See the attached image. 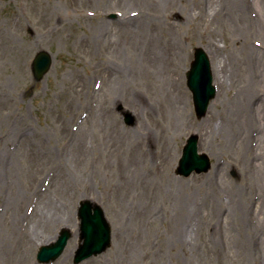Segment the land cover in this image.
Wrapping results in <instances>:
<instances>
[{"label":"rangeland","instance_id":"obj_1","mask_svg":"<svg viewBox=\"0 0 264 264\" xmlns=\"http://www.w3.org/2000/svg\"><path fill=\"white\" fill-rule=\"evenodd\" d=\"M263 9L257 0H0V264H39V248L67 225L73 239L51 264H74L84 200L104 209L112 244L81 264H264L263 250L260 257L236 252L245 236L255 246L262 232L244 233L233 215L231 252L218 228L234 210L228 195L236 189L259 210L250 169L263 156L244 152L235 132L205 134L218 92L200 119L186 78L202 47L221 69L214 83L225 101L215 105L214 123L227 124L247 63L264 65ZM41 51L52 64L37 81L32 61ZM162 53L173 59L162 62ZM230 69L235 76L224 89ZM255 77L264 95V74ZM175 95L179 125L170 107ZM146 132L153 146L141 139ZM249 132L257 149L261 131ZM193 134L213 166L177 175ZM140 150L149 155L138 165ZM10 205L18 213L14 235L3 218ZM181 220L189 230L179 242Z\"/></svg>","mask_w":264,"mask_h":264},{"label":"bare ground","instance_id":"obj_2","mask_svg":"<svg viewBox=\"0 0 264 264\" xmlns=\"http://www.w3.org/2000/svg\"><path fill=\"white\" fill-rule=\"evenodd\" d=\"M258 5L260 4L261 10L264 8L262 5V0H257ZM41 6V3L38 2V6ZM49 10V7L44 8V11ZM264 12V9H263ZM53 16H58L55 13H52ZM260 23V21H258ZM261 23L258 25V29L260 28ZM261 31L257 30L259 33ZM261 33V32H260ZM249 50H252V48H249ZM254 52V49L251 51ZM165 54L167 53H162V56L159 58L162 60V62H170L173 58L171 57H164ZM209 54V53H208ZM176 57V54L173 55ZM211 60L213 61L212 55H210ZM154 60H157L156 57H153ZM248 58H250V54L248 55ZM215 65V64H214ZM248 67H245L244 74H245V80L239 81V86H238V93L236 97L234 98V101L231 103V114L229 117V121L227 124L225 123H220V126H216L214 123V118L216 117V114L214 113L215 105H219L223 103L225 100V95L223 88L218 92L217 99L214 102L213 108L211 105V115L207 118V121L205 123V126L203 129H205V134L206 135H212L215 133V131H219L220 133H233L235 132L234 135V140L236 143L239 144L240 148L247 153L251 154H256L258 153V150H260L259 155H262L263 158H261V163L258 164V166H255L254 169H250L252 171V179L256 182V184L259 186V191H260V200H259V210H257L258 205L253 207L252 201L249 199V196L243 192L240 189H236L235 194H229L228 199L230 201V204L233 206L234 210L233 212H229L228 215H226L222 219V225H220L218 228L222 234H224L225 241H228V246L230 247V251L233 252L234 246L232 245V239L234 238V234L231 230V224H229V221H231L232 216L234 215L236 218H238L239 222L242 223V231L245 233L251 232L255 230V232H262V235L260 239H258V242H254L255 246H252L248 242V238L246 236L244 237L243 240V245L241 247L236 248V252H242L244 253L245 256H252L256 255V250L261 253L263 250L262 254V259L264 261V95H261L262 91L258 87H256V83L259 81L255 79V72L262 73L264 74V65L259 63H247ZM216 67V68H215ZM215 76L217 72H219L220 77H221V69H219L217 66L213 67ZM234 72L232 69H230V74L226 75L224 73V83L221 84L222 87L224 86L225 89V83L227 80V77H229L230 80H232V76ZM255 77V78H254ZM228 79V81H229ZM261 80V79H260ZM234 81H232L233 84ZM227 84V83H226ZM181 95H175L171 99V109L175 111L176 113V118H174V122H176V125L181 124L183 120V111L182 107L180 106L181 104ZM259 97V98H258ZM132 98V97H130ZM136 99V98H135ZM142 102H139V106H142ZM217 107V106H216ZM258 130L261 131L260 134L262 136V140L259 139L260 143L258 142V147L257 149L249 146L248 140V133L250 134L249 131H251V128H257ZM262 128V129H261ZM141 133V132H139ZM200 134V133H199ZM237 134L239 137H237ZM143 136V137H142ZM243 136V137H241ZM250 136H253V132L250 134ZM132 137V136H131ZM136 138V136H133ZM132 137V138H133ZM152 136L149 132H146V134L141 135V139L144 140H149L148 142L150 145L153 144L152 141ZM257 145V143H256ZM153 146V145H152ZM146 147V144H145ZM147 149V148H146ZM200 151V149H199ZM149 155V150L145 152L139 151V156L140 159L138 160V165L144 164V159ZM259 157V156H258ZM224 191V190H223ZM223 191H220V194L223 193ZM225 192V191H224ZM13 200V197L10 198ZM15 204L17 203V198L14 199ZM189 207L188 204H185V208ZM15 205H10L9 208L4 212V215H7V222L9 224V231L14 235L15 231V226L17 222V217L18 213L15 211ZM232 208V209H233ZM14 211V212H13ZM258 211V213H257ZM10 215V216H9ZM9 217V218H8ZM145 217V215H144ZM219 217V215L213 214V219H216ZM258 220V221H257ZM220 221V220H219ZM183 220H181L180 224V229L177 230V237H179L178 241L180 242V235L186 232L188 229L187 225L185 223L182 225ZM70 227V229L75 233V229L72 228L71 226L67 225ZM124 227H127V225L123 224L122 227L117 228L116 235L118 237L117 240V247L116 249L119 250V245L122 241V238H124V235L121 233L124 230ZM217 228V226H216ZM260 235V234H259ZM255 236V235H254ZM249 237V236H248ZM219 242V239H218ZM260 246L261 248H258ZM232 248V250H231ZM260 249V250H259ZM73 249L70 252V255L72 254ZM257 252V253H258ZM230 256V255H229ZM260 257V255H256ZM264 263V262H263Z\"/></svg>","mask_w":264,"mask_h":264},{"label":"water","instance_id":"obj_3","mask_svg":"<svg viewBox=\"0 0 264 264\" xmlns=\"http://www.w3.org/2000/svg\"><path fill=\"white\" fill-rule=\"evenodd\" d=\"M52 59L46 52H40L34 65V74L37 80H41L48 72ZM188 86L194 95V103L199 118L205 116L210 101L216 95V88L213 86V74L208 55L201 48L196 50L195 61L188 72ZM126 122L131 124L133 119L127 116ZM134 124V123H132ZM199 138L192 135L184 148L183 156L179 163L177 173L188 177L193 172L204 173L211 168V162L206 154H199ZM78 217L81 222L80 240L82 244L77 251L75 263H80L94 255L103 253L111 245V228L105 218L104 211L98 205L90 201H83L78 210ZM72 237L69 230L61 232L59 240L43 247L38 255L41 263H48L56 260L64 251L68 240Z\"/></svg>","mask_w":264,"mask_h":264}]
</instances>
